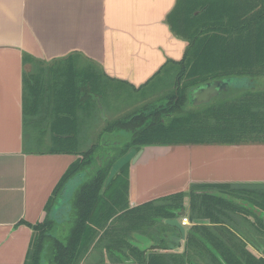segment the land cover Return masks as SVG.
Wrapping results in <instances>:
<instances>
[{"label":"trees","instance_id":"obj_1","mask_svg":"<svg viewBox=\"0 0 264 264\" xmlns=\"http://www.w3.org/2000/svg\"><path fill=\"white\" fill-rule=\"evenodd\" d=\"M166 20L187 41L185 51L180 60L167 61L145 84L133 89L145 88L167 70L175 71L173 88L164 95L165 103L103 120L100 138L109 136L112 144L117 143L102 164L95 158L97 142L78 149L88 136L80 138L78 112L102 99L105 77L73 66L35 67L23 73L24 132L30 134L33 128L40 134L44 128L50 133L51 145L36 152L76 155L48 198L44 218L33 224L17 223L32 230L23 264H41L48 247L52 264H79L95 251L100 254L97 264H264V255L256 256L247 247V243L255 249L264 245V190L193 183L186 192L129 206L130 157L117 162L132 149L264 143V0H176ZM224 78L248 84L229 86L208 103H189L191 87ZM108 81L121 85L119 80ZM89 121H94L93 115ZM29 148L24 143V150ZM91 165L94 169L72 194L69 229L59 239L53 233V205L67 181ZM227 190L246 191L251 202L244 204L239 198L244 206H239L240 211L231 208L235 202L226 197ZM185 197L189 221L208 219L212 225L192 223L185 231L182 251L173 252L179 243L168 232L174 231L178 239L180 233L164 219H181ZM246 215L254 220L247 221ZM238 216L240 220L226 218ZM226 220L230 227L224 225ZM245 222L251 226H242ZM134 233L144 235L150 245H136Z\"/></svg>","mask_w":264,"mask_h":264},{"label":"crops","instance_id":"obj_2","mask_svg":"<svg viewBox=\"0 0 264 264\" xmlns=\"http://www.w3.org/2000/svg\"><path fill=\"white\" fill-rule=\"evenodd\" d=\"M175 3L0 0V264L24 263L32 230L17 223L33 224L44 218L58 179L76 158L68 153L24 150V143L29 147H49L51 143L47 129L40 134L33 128H29L30 134L24 132L23 73L35 67H83L96 70L106 81L119 80L138 88L167 61L180 60L185 51L187 41L166 20ZM140 149L128 169L130 207L186 192L193 183L264 190V143L148 145ZM138 151L130 150L128 157ZM184 200L185 205L187 198ZM65 211L60 207L57 212L61 217ZM187 220L185 231L192 223L212 225L208 219ZM224 225L230 227L227 220ZM142 242L145 246L151 243L144 237L134 243L142 246ZM247 247L255 250L249 243ZM263 247L257 248L261 255ZM94 259L89 257L86 264H96Z\"/></svg>","mask_w":264,"mask_h":264},{"label":"rangeland","instance_id":"obj_3","mask_svg":"<svg viewBox=\"0 0 264 264\" xmlns=\"http://www.w3.org/2000/svg\"><path fill=\"white\" fill-rule=\"evenodd\" d=\"M79 65H82V64L79 63ZM76 68H83V67H76ZM174 75H175V71L167 70L158 79H156L152 84H150V85H148L145 88H142L140 90H134V89H132V87L130 85H126V84L120 85V84H117L115 82L106 81L107 86H105L103 88L102 99L100 101L98 100L102 106V114L99 110V106H98V103L96 100H94V102H90L88 107L85 108V110L80 109L78 112L79 117H80V121H81L80 122L81 126H80V131H79L80 138H82V137L84 138V137H86V134H88L86 139H81V141L78 143V149H85L90 144H92L94 141L97 142L98 143V149L96 151L95 158L98 160L97 163L102 164L105 156L108 155L106 153H110L112 151L111 145H113L110 140H108V141L104 140L105 142H103L102 138H100V136L98 134L101 127L103 126V120H105V119L112 120V119H115L117 117H121V116H124L128 113H131L137 109L146 107V106H147V108H149V107L159 105L160 103H165L164 95H166L167 93H169L172 90L173 81L175 78ZM22 93H23V85H22ZM91 115H93V117H94L93 122L89 121V118ZM45 133L50 134L48 131H46ZM102 145H104V146H102ZM44 149H45L44 146L30 147L29 148V150H33V151L44 150ZM128 156H129V153L126 154L124 158H121L117 163L123 162V160H125V158ZM132 158L130 159L129 164H131ZM227 191H228V193H230V190H227ZM236 192L237 193H234V194L230 193V196H233L236 199H239V198L243 199L244 204H247V202H251L250 195L248 192H246V191H243V192L236 191ZM70 201H71V196H70V199L68 201L64 202L61 205V207L66 209L65 214L63 216H61L62 218L60 217V215H58V217L56 218L57 222H56V225L54 227L53 233L59 239H64L65 234L68 232V229H69L70 221L68 219H69V214H70V209H69ZM184 202H185V200H184ZM241 202L242 201L239 202L240 204L239 203H235V204L233 203L231 208H234V209H237L240 211L239 206L240 207L244 206V205H241ZM185 205H187V202L185 203ZM241 209H242V213H245L244 208H241ZM263 216H264V214H263ZM226 218L235 221L241 217L238 216V217H236V219L235 218L233 219L230 217H226ZM246 220L249 222L253 221L254 217L252 215H248L246 217ZM243 224L244 225H242V226H245V225L247 227L251 226V223L249 224L248 222H245ZM242 226L240 225L239 227L242 228ZM251 233H253V232H251ZM168 235H170V237L171 236H173L174 238L176 237V240L178 239L177 235L175 234L174 231L168 232ZM134 236H135V239L137 241H139V237L146 238L142 234H135ZM145 243H146V241H145ZM142 246L147 247L148 245L145 246V244L143 243ZM252 253H254L256 256L260 255V252L257 251V249H255V250L252 249ZM87 255H89V254H87ZM87 255H86V257H87ZM93 256L96 258V259H94V261H96V262L100 258V254L97 253L96 251L92 255L90 254L89 257L91 258ZM86 257L84 259H82L79 264H86V262L88 263L89 259H87ZM97 257H99V258H97ZM51 258H52V251L48 247L45 250L44 255L42 257V261H43L42 264H52ZM98 264H100V263L98 262Z\"/></svg>","mask_w":264,"mask_h":264},{"label":"water","instance_id":"obj_4","mask_svg":"<svg viewBox=\"0 0 264 264\" xmlns=\"http://www.w3.org/2000/svg\"><path fill=\"white\" fill-rule=\"evenodd\" d=\"M248 84L246 80H238L234 78H224V79H218V80H213V81H208L196 86H193L190 88L188 97H189V103L192 105H201L204 103H208L213 97L217 96L218 94L221 93V91L225 90L229 86H236V85H245ZM99 106V110L102 114V106L98 100H96ZM141 149L134 155V157L131 160V163H134L138 156L141 153ZM97 160V159H96ZM98 161V160H97ZM99 164V163H97ZM95 165L89 166L87 169L79 172L72 178H70L67 183L64 185L62 188V191L60 193V196L56 199V202L53 205L51 215L53 218L58 217L57 211H59V208L61 205L68 201L70 199V196L72 197V194L75 190V188L82 182V180L86 177L87 172H90L93 170ZM69 209H70V204H69ZM185 210L182 209L180 211L179 216L182 217L185 215ZM57 222V220H56ZM164 223L171 226L175 227L179 233L180 237L177 239L179 246L177 248H172L171 251L173 252H180L183 249V244H184V236H185V228L184 226L180 223V220L178 218H167L164 219ZM261 253L264 254V247L261 250Z\"/></svg>","mask_w":264,"mask_h":264},{"label":"built area","instance_id":"obj_5","mask_svg":"<svg viewBox=\"0 0 264 264\" xmlns=\"http://www.w3.org/2000/svg\"><path fill=\"white\" fill-rule=\"evenodd\" d=\"M180 223L185 226V225H188V220H187V217L185 216H182L181 219H180Z\"/></svg>","mask_w":264,"mask_h":264},{"label":"flooded vegetation","instance_id":"obj_6","mask_svg":"<svg viewBox=\"0 0 264 264\" xmlns=\"http://www.w3.org/2000/svg\"><path fill=\"white\" fill-rule=\"evenodd\" d=\"M176 238V237H175ZM136 245H138L137 243H136ZM139 247H143V246H141L140 244L138 245Z\"/></svg>","mask_w":264,"mask_h":264}]
</instances>
